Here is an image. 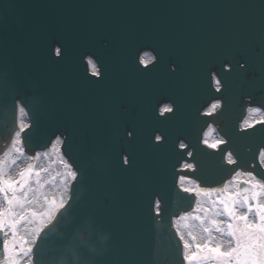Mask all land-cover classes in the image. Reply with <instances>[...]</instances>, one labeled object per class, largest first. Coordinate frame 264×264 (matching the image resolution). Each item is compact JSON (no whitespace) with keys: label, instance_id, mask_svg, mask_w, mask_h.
I'll return each mask as SVG.
<instances>
[{"label":"water","instance_id":"1","mask_svg":"<svg viewBox=\"0 0 264 264\" xmlns=\"http://www.w3.org/2000/svg\"><path fill=\"white\" fill-rule=\"evenodd\" d=\"M20 107L25 150L59 136L77 173L35 264H184L174 220L198 194L179 178L201 193H224L238 171L264 183V121L241 127L264 111V0H0V156ZM211 124L225 139L216 149L203 142Z\"/></svg>","mask_w":264,"mask_h":264},{"label":"snow or ice","instance_id":"2","mask_svg":"<svg viewBox=\"0 0 264 264\" xmlns=\"http://www.w3.org/2000/svg\"><path fill=\"white\" fill-rule=\"evenodd\" d=\"M57 49V54H59ZM154 58L141 59L140 63L147 66L153 62ZM89 64L92 61L89 60ZM92 75L99 76L96 65L92 64ZM216 91H220V81H216ZM221 102L217 101L211 105V112L206 115H212L216 109L221 108ZM173 111L172 107H164L161 115ZM21 133L16 134V139L12 144L9 152L4 154L0 159V197L3 198L6 207L0 209V237L9 235L10 239L2 240L3 258L6 264H22V258L28 260V264H35V253L32 245L39 240V234L42 228H33L30 232L29 225H44L46 220L53 217V214L65 205L61 199H49L40 191L43 184L39 179L35 181L37 187L33 186V177H41L40 171H34L32 165H28L26 169L19 170L16 178L11 175L13 166L17 165L16 157L23 156L22 142L20 140ZM159 142L161 137H155ZM223 141H218L207 146L216 149ZM205 144L207 142L205 141ZM181 148H186L184 144ZM15 153V155H13ZM191 155V153H188ZM231 163V158H229ZM69 168L67 176L75 179L77 173ZM192 167L191 164L186 165L187 169ZM252 175V173H248ZM253 189L264 190V183L257 182L252 185ZM185 192L188 189H184ZM261 195L260 191H253L251 200L257 201L254 205L249 202V198H245L243 206L246 212H240L236 209L237 201L229 196L220 203L223 205V214L228 217L227 221L211 220L212 228L204 227L203 232L208 234V239L198 242L196 236L191 231L187 233L188 238L177 230L179 241H182V260L184 264H264V203L258 201ZM39 206V210H37ZM154 207L159 210V202ZM201 220L199 216L194 217ZM181 221L187 220L188 216H180ZM201 223L203 221L201 220ZM225 227H221V225ZM220 233L221 237L226 239L217 240L213 243L211 235L212 229ZM21 230L23 234H21ZM31 257V259H29Z\"/></svg>","mask_w":264,"mask_h":264},{"label":"rangeland","instance_id":"3","mask_svg":"<svg viewBox=\"0 0 264 264\" xmlns=\"http://www.w3.org/2000/svg\"><path fill=\"white\" fill-rule=\"evenodd\" d=\"M151 58V55L146 54L144 55L143 59ZM25 115L23 116V121H25ZM210 139L214 138L212 135H209ZM57 151L54 149L52 152H49L42 157L40 156V163H37L35 165L34 171H40L41 177L36 178L33 177V186L37 187L35 184V181L39 179L40 183L44 185L40 189L42 192H47V197L49 199H56L58 202L62 199H64V194L58 192L60 190L59 187L63 186L65 187L66 181L69 178L67 176V172L69 171V168H66L64 165H68L64 161L58 160V155L56 154ZM24 158V157H23ZM27 161L26 159L20 160L17 165L13 166L11 175L19 169L20 165L25 163ZM61 182V184H60ZM60 184V186H59ZM184 185L185 182H184ZM59 186V187H58ZM257 191L261 192V195L258 197V201L260 203H264V190L257 189ZM46 195V194H43ZM252 196V195H251ZM251 196H247L249 198V202L251 204H255L257 201L251 200ZM233 198L237 201L236 203V209L240 212H246V208L243 206V201L246 197H241L238 195L237 192L233 195ZM226 198H219L216 194H210L208 197L202 198L200 201V204L198 206V210L191 215H188L187 220H179L177 222L178 229L181 233L185 235V238L187 239V233L189 231L192 232L194 236H196L198 242H203L204 240L208 239V234L203 232L204 227L212 228L211 220L215 219L212 217L213 214H216L219 219H216L218 221H227L228 217L223 214V205L220 203L221 200H224ZM5 203L3 201V198L0 197V209L5 207ZM37 210H39V206H37ZM54 215V214H53ZM199 216L203 223H201V220H196L194 217ZM50 220V219H49ZM49 220H46L49 221ZM43 225H29L28 230L31 232L33 228H41ZM221 227H225V225H221ZM21 234H23V231L21 230ZM213 239V243H215L217 240L226 239V237H221L220 233L216 232L215 229H212L211 233ZM7 239H10V236L8 235ZM31 259V257L29 258ZM22 264H28V260H24L22 258ZM195 264V262H193Z\"/></svg>","mask_w":264,"mask_h":264},{"label":"bare ground","instance_id":"4","mask_svg":"<svg viewBox=\"0 0 264 264\" xmlns=\"http://www.w3.org/2000/svg\"><path fill=\"white\" fill-rule=\"evenodd\" d=\"M92 64H94V62H92ZM165 107H166V105H165ZM24 115H25L24 111L19 113V116H18V129L14 133V136H13V139H12V142H11V145L8 146L7 150H5L3 153H1L0 159H3L4 154L7 153V152H9L11 150L12 144H13V142L16 139V134L19 133V132L21 133L22 126L24 124H27V121H23V116ZM251 115H252V118H253V119H251L252 121L254 119H260V118H262V115H261V112L260 111H254L253 113L248 112L247 117L241 122L243 126L250 124V122H248V118ZM25 118H26V115H25ZM211 127H214L215 128L214 125H209L208 126V129L206 130V132L208 133V136L211 135V132H209V129ZM212 137H213V134H212ZM20 140H21V135H20ZM224 140L225 139L222 138V141H224ZM218 141H220V139H218V138H212V139L209 138V140L207 141V143L212 144V143H215V142H218ZM54 144H56V145H54ZM59 144H60L59 141H57V143L55 141H53V142H51V147H47L44 150L36 151L33 154H31L30 152H28V153L25 152L23 145H21L22 148H23L24 155L23 156H18L16 158H17L18 162L20 160H22V159H29V160H31L30 161L31 163L33 162V164H37V163H40V158H39L40 156L42 157L43 155H45V154H47L49 152H52L54 149H56V151H57L56 154L59 157L58 160L65 162L67 160H66L65 156L63 155V153L60 151ZM13 155H15V153H13ZM226 158H227V156H226ZM67 162H68V165H70V162L69 161H67ZM70 169L72 171H75L71 167V165H70ZM19 170H21V169L19 168L18 170H16L13 173V175H12L13 178H16V174L18 173ZM183 179H185V180L182 181V179H180V184L181 185H183L186 189H188L190 191H197V185L195 184L196 181L194 179H187V178H183ZM71 180L72 179L69 177L67 179V181H66L65 187L63 186V188L62 187H59L60 184H61V182H60V184L58 186L60 188V190H58V192H59V194L60 193L64 194V200L67 198V195H68L67 192H69V186H70ZM184 182H185L186 185H184ZM247 182H251L249 185L256 184L257 182L263 183L262 180L259 179V178H257L254 174L248 175V173H246V172L238 171V174L236 173L233 176V179L231 181H228L226 183V185L224 187V191H223L225 193L224 194V197L225 198H227L229 196L233 197V195L235 194V192L238 191L240 183H247ZM254 190L257 191V189H253V191ZM42 194H46L45 196H47V192H42ZM208 196H209L208 193H206V194L200 193L198 195V200L200 201V199L205 198V197H208ZM192 213H194V212L193 211H190V212L185 213L183 215L184 216H187V215H191ZM212 217L215 218V219H219V217L216 214H213ZM178 218L179 217L176 218L175 224H176V221L178 220ZM49 222L50 221H47L43 226H45ZM0 264H6L4 258L0 259Z\"/></svg>","mask_w":264,"mask_h":264}]
</instances>
